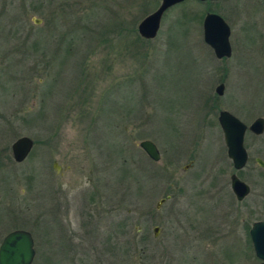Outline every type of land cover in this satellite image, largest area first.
Here are the masks:
<instances>
[{
	"label": "rangeland",
	"instance_id": "obj_1",
	"mask_svg": "<svg viewBox=\"0 0 264 264\" xmlns=\"http://www.w3.org/2000/svg\"><path fill=\"white\" fill-rule=\"evenodd\" d=\"M161 3L0 0V244L14 228L53 222L43 213L42 194L52 197L62 174L69 195H94L91 223L111 238L103 254L95 238L88 263L75 264H176L188 256L183 244L192 238L189 231L172 237L170 227L188 224L141 221L176 207L195 209L193 234L216 227L208 228L217 238L209 239L205 253L192 250L204 264L221 258L219 264L261 262L246 207L227 191L202 192L207 177L229 181L232 173L219 112L228 110L248 125L264 117V0H185L166 10L156 37L145 39L138 26ZM207 12L229 23L230 57L217 58L204 41ZM24 136L34 146L17 162L12 145ZM143 140L157 145L159 160L141 147ZM261 144L248 131L250 161L238 171L246 181L264 173L253 161ZM209 182L205 188L215 186ZM169 194L173 200L162 203ZM238 207L234 222L230 209ZM121 216L128 217L125 227ZM254 219L264 220V209ZM154 223L163 228L158 236ZM52 248L48 244L46 252L38 244L33 264H58Z\"/></svg>",
	"mask_w": 264,
	"mask_h": 264
},
{
	"label": "flooded vegetation",
	"instance_id": "obj_2",
	"mask_svg": "<svg viewBox=\"0 0 264 264\" xmlns=\"http://www.w3.org/2000/svg\"><path fill=\"white\" fill-rule=\"evenodd\" d=\"M249 132L252 133L253 138L256 139L259 143H264L262 140L263 139L262 137L264 136V132L261 134H256L251 130H249ZM259 147L260 149H258L257 156L254 157L253 161L257 164V168L259 170L264 171V144L259 145ZM247 151H248V162L246 166L240 170H237L234 167L233 160L228 155V148H227V155L233 166L231 170L232 173L229 176V181L226 180V178H223V180L219 182L218 180L221 179L220 178L221 176L220 177L215 176V178L207 177L203 184L204 191L202 193L203 194L205 193V197H208L209 195L207 191L210 192V190H213V189H217V194L219 193L221 194L224 191H227L229 194L232 195L234 200H236L235 201L236 205H241V206L244 205V207H246V210H247L246 220L248 224L247 229L250 235L252 249L255 251L254 243H253V239L251 235V230L254 228V225L256 222L264 221V220L255 221L254 219L256 210L264 209L263 207L264 206V173L262 175L257 176V179L253 178V181H246L241 176L238 175V171H241V170L244 171V169H246L250 161V152L248 149ZM259 160H261L263 165L259 162ZM189 166L190 165L186 166L185 169L189 168ZM255 170L256 169L253 168V170L250 172V180H251V174H253L252 172ZM57 171H59V173L61 174L64 172V168L60 167V170H57ZM235 173L249 187V192L242 199L238 197V195L235 193L233 189L232 175ZM61 177H62V174L61 176L56 177L57 181L55 182V185L52 187V190H53L52 197H51V193L42 194V198H43L42 207L44 208L43 213H45V215H47L49 219L51 218L53 222H50L48 226L44 225L46 227L37 228L36 230L35 229L32 230L31 228L29 229L26 227H19V228H14L13 230L10 231V232H13L15 230H26L27 232L31 234L33 242H34V249H35V254H34V259L32 261V264L37 256L36 246H38V244L42 246V249L43 247H45L46 252H47L48 244H51L53 246L52 248V252L54 254V259H52L53 263L75 264L78 262L88 263L87 260L89 259V254H90L89 249H91V247L94 246L93 243L95 241V238L97 239L96 241L99 244V246H102L100 248V251L102 254H103V249L106 248V245H107L106 243L109 242V240H111V238L107 234H105L101 229H95V224L91 223L93 222V215H94L93 207L96 205L94 195L91 194L89 190H88L89 193L85 194L84 196H81V193L75 197L74 195L71 196L72 194L69 195L68 192L65 190L66 187L63 186L65 182L61 180ZM210 179H212V182H209ZM208 182L211 184L214 183L215 186H208L205 188ZM93 187H94L93 181H92V185H90V182H89L88 188L93 189ZM68 189H69V186H68ZM217 194L215 195L216 197H217ZM173 196L174 194L167 195V197L162 200V203H165L166 200L171 201ZM97 199L99 200L98 203H100L101 200H100L99 194H98ZM206 199H209V198H206ZM178 203L179 202H176V201L173 202L175 206H178L179 205ZM213 203H216V200ZM179 209L180 211H184V212L188 211L189 213L180 214L178 213ZM179 209L177 207L174 209L171 208L168 214H165L163 217H160V218H159L160 216L159 214L154 213L155 217L151 215L149 218H145V217L142 218L141 221L152 223L154 220H158L160 222H169L171 223V225L174 224V222H179V223L183 222V224L187 223L188 227H184L182 230L175 229V226L170 227V234L172 237H175L176 231H189V233H187L186 236L188 238H192L191 243L186 241L183 244L184 247L188 248L187 250L188 256H183V258H176L172 262L177 260L176 264H204L206 261H202V259L199 256L192 253V250L194 251L196 250V248L202 247L201 250L197 251L199 255H202L203 253H205V249L203 247H208L210 244L209 239H215L214 241L216 242L217 234L211 237L208 235L209 234L208 228L212 227L213 225H210L207 227L204 226L205 229L202 230V234H199L200 230L198 234H193L192 231H194L193 228L196 225L193 222L198 223V220L194 218L195 209L189 208V207L179 208ZM238 209L239 207L234 210L230 209L229 215L231 218H233L234 222L237 221L238 215H240V214L237 215ZM139 210L143 211V209H139ZM139 210H136V211H139ZM161 210H162L161 205L158 204L157 211H161ZM107 212L110 214L111 211L108 209ZM167 215L168 217H166ZM127 218H128L127 216H121V219L119 220L120 221L119 225H121L122 227H125L128 221ZM204 219L202 215L201 222L202 221L205 222ZM79 220L85 221L86 224L84 222L78 223ZM226 220H228L230 225L232 224L231 220L229 219H226ZM215 222L217 225V220H215ZM154 224L155 225L153 227V232L155 236H158V234L163 230V228L158 223H154ZM101 225L102 224H97V227ZM33 226L34 228H36V225L33 224L32 227ZM213 227L216 228L215 226ZM142 230H143L142 227H140L139 231L141 232ZM188 234L191 236H189ZM245 234H247V232ZM225 237L227 238L228 234L225 235ZM199 238L202 240H198ZM245 240L247 241L248 238ZM184 253L185 252L183 251V254ZM209 254L212 256L211 259L216 257V253L213 252L212 250L209 252ZM41 257L45 258L44 251ZM102 259L103 261L107 260L109 259V256L107 257L106 255V258L103 256ZM210 261L213 264H219L222 262V258L219 259L218 261L216 259H213Z\"/></svg>",
	"mask_w": 264,
	"mask_h": 264
},
{
	"label": "water",
	"instance_id": "obj_3",
	"mask_svg": "<svg viewBox=\"0 0 264 264\" xmlns=\"http://www.w3.org/2000/svg\"><path fill=\"white\" fill-rule=\"evenodd\" d=\"M185 0H162L159 8L145 17L138 26L139 34L145 39L156 37L161 25L163 14L170 7ZM200 1H228V0H200ZM38 20V19H37ZM204 41L213 49L217 58H227L232 55L231 27L226 19L216 13L207 12L204 23ZM225 85L217 87V93H224ZM224 133V139L228 148V155L233 160L237 170L244 168L248 162V151L245 146V137L248 130L256 134L264 132V117H258L248 125L239 117L228 110H221L218 117ZM141 147L154 160H159L161 155L157 145L151 140H143ZM34 146V140L24 136L16 140L12 145L13 157L17 162L24 161ZM259 162L263 165L261 160ZM57 164V163H56ZM55 167H57L55 165ZM60 170L59 167L56 168ZM232 185L235 193L242 199L248 192V185L235 173L232 175ZM256 255L264 264V221L255 223L251 230ZM35 249L32 236L26 230H15L8 233L0 244V264H32Z\"/></svg>",
	"mask_w": 264,
	"mask_h": 264
},
{
	"label": "trees",
	"instance_id": "obj_4",
	"mask_svg": "<svg viewBox=\"0 0 264 264\" xmlns=\"http://www.w3.org/2000/svg\"><path fill=\"white\" fill-rule=\"evenodd\" d=\"M208 11H211V9H208Z\"/></svg>",
	"mask_w": 264,
	"mask_h": 264
}]
</instances>
